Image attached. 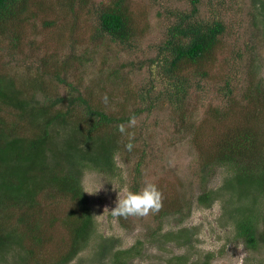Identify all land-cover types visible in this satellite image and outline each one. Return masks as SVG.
<instances>
[{
	"label": "rangeland",
	"instance_id": "1",
	"mask_svg": "<svg viewBox=\"0 0 264 264\" xmlns=\"http://www.w3.org/2000/svg\"><path fill=\"white\" fill-rule=\"evenodd\" d=\"M117 1L32 0L29 21L0 33V71L24 90L33 80L40 83L37 89L26 91L27 99L38 105H49L67 94L65 85L55 79L59 74L117 118L133 115L139 105L137 95L152 88V82L153 94H163L150 112L135 116L134 127L124 124L128 133H134L131 151L125 148L129 136L117 130L114 173L90 166L84 169V191L90 185L102 187L94 195L85 192L94 227L77 256L66 264H264V248L249 250L237 238L231 211L239 204L230 201L229 191L219 194L211 207L197 202L206 191L219 193L232 175L231 166L216 162L219 143L229 134L248 132L264 147V0L198 3V18L221 21L225 33L204 65L207 76L195 66L180 72L190 86L183 101L170 99L176 92L173 81L159 78L158 69L154 66V73L149 61L169 39L173 13L192 11L193 0H121L129 7L136 28L134 46L94 38L98 10ZM14 35H19L20 43ZM67 58L69 65L64 68L62 61ZM1 115L18 125L21 134L32 133V125L25 124L18 111L4 107ZM51 129L54 143L61 145L68 128ZM144 150L147 155L140 165ZM146 183L156 184L163 193L158 213L128 218L111 215L124 189L139 192ZM44 202L48 214L57 208L48 204L49 199ZM70 206L61 201L60 219L65 221ZM178 206L184 208L183 215L173 213ZM165 211L168 214L162 215ZM53 235L43 255L47 260L71 247L70 228L58 223ZM177 235L181 239H175ZM130 249L133 253L122 256ZM18 250L16 246L2 250L0 264H25Z\"/></svg>",
	"mask_w": 264,
	"mask_h": 264
},
{
	"label": "trees",
	"instance_id": "2",
	"mask_svg": "<svg viewBox=\"0 0 264 264\" xmlns=\"http://www.w3.org/2000/svg\"><path fill=\"white\" fill-rule=\"evenodd\" d=\"M30 1L32 3V0H0V33L10 25L16 30L20 24L29 21ZM200 1H192L194 8L190 12L173 13L175 24L169 28V39L159 48L158 56L149 61L153 72L154 66L158 69L159 78L173 81L176 92L172 93L171 100L183 101L190 88L180 77L184 67L195 66L201 70V75L207 76L204 65L215 54L225 33L221 21L211 23L198 18ZM97 15L94 38L107 37L113 42L134 46L136 28L124 1L101 7ZM14 39L20 43L19 35H14ZM13 45L18 47L16 43ZM68 59L62 61L66 64L64 68L69 65ZM55 79L65 85L67 94L49 105H38L27 99L30 94L26 91L33 86L37 89L40 83L33 80L24 90L0 71V252L16 246L24 255L25 264H66L77 256L94 227V217L82 186V173L88 166L102 173H114L117 168V126L130 119V116L117 118L99 108L67 76L59 74ZM153 85L154 82L152 88L137 95L139 105L131 117L150 112L155 103L160 102L163 94L154 95ZM57 105L60 109H55ZM4 107L18 111L24 123L32 125V133L21 134L18 125L9 123L1 115ZM39 120L43 121L42 125ZM58 125L69 131L61 145H56L52 137L51 128L55 126L56 129ZM228 136L219 143L216 162L231 166L232 175L220 188L223 193L206 191L197 197V202L211 207L219 194L221 197L229 191L230 201L235 199L239 204L231 211L237 238L249 250L256 251L264 248V147L242 130ZM146 155V151H142L140 165ZM45 199L57 207L50 214ZM63 200L71 204L65 221L59 218L61 213L58 212ZM175 209L173 213L178 216L185 211L181 206ZM167 214L165 211L162 215ZM180 218L184 219L183 216ZM58 223L70 228L71 247L47 260L43 255L53 241ZM181 232L188 233L186 230ZM171 236L174 238L173 234ZM175 239L181 238L177 235ZM131 253L133 249L121 252L122 256Z\"/></svg>",
	"mask_w": 264,
	"mask_h": 264
},
{
	"label": "clouds",
	"instance_id": "3",
	"mask_svg": "<svg viewBox=\"0 0 264 264\" xmlns=\"http://www.w3.org/2000/svg\"><path fill=\"white\" fill-rule=\"evenodd\" d=\"M104 99L106 101L107 97L105 96ZM135 124L136 118L134 116L130 117L129 126L134 127ZM117 130L122 135L127 134L129 136V142L125 145V148L131 151L134 147L131 142L134 139V133H128L124 124L118 125ZM101 187L96 188L90 185L85 188V192L94 195ZM124 192V197L118 199L115 207L110 211L115 218L146 217L150 213H158L163 206V193L154 183H146L139 192H132L128 189H124Z\"/></svg>",
	"mask_w": 264,
	"mask_h": 264
}]
</instances>
